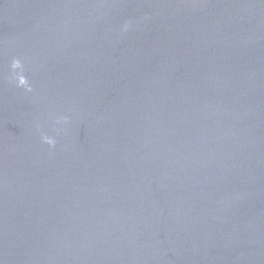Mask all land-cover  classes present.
I'll return each mask as SVG.
<instances>
[{
	"label": "water",
	"instance_id": "water-1",
	"mask_svg": "<svg viewBox=\"0 0 264 264\" xmlns=\"http://www.w3.org/2000/svg\"><path fill=\"white\" fill-rule=\"evenodd\" d=\"M0 264H264V0H0Z\"/></svg>",
	"mask_w": 264,
	"mask_h": 264
},
{
	"label": "clouds",
	"instance_id": "clouds-1",
	"mask_svg": "<svg viewBox=\"0 0 264 264\" xmlns=\"http://www.w3.org/2000/svg\"><path fill=\"white\" fill-rule=\"evenodd\" d=\"M47 139V138H46ZM50 142V141H49Z\"/></svg>",
	"mask_w": 264,
	"mask_h": 264
}]
</instances>
